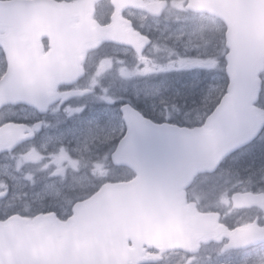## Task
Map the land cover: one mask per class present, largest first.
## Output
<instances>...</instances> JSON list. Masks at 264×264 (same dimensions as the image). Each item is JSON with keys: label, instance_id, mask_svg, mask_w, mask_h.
I'll use <instances>...</instances> for the list:
<instances>
[{"label": "water", "instance_id": "1", "mask_svg": "<svg viewBox=\"0 0 264 264\" xmlns=\"http://www.w3.org/2000/svg\"><path fill=\"white\" fill-rule=\"evenodd\" d=\"M97 1L0 2V30L6 31L0 47L8 64L0 80V106L49 105L57 99L58 86L82 76L90 46L104 40L137 51L145 48V37L120 35L114 26L98 25L93 19ZM191 5L217 15L228 26L230 84L208 118L213 129L157 125L124 108L128 132L114 160L132 166L137 177L105 185L77 207L68 223L50 216L34 223L19 217L0 223V264H140L146 245L189 250L202 238L216 237L211 233L215 229L211 215L186 207L182 191L197 172L215 171L264 129V112L254 105L262 91L258 74L264 70V0H191ZM44 37L51 47L46 54H42ZM0 135V152L23 140L11 126ZM233 203L238 209L264 208V193L238 192ZM229 237V247L246 248L264 242V229L238 228Z\"/></svg>", "mask_w": 264, "mask_h": 264}, {"label": "flooded vegetation", "instance_id": "2", "mask_svg": "<svg viewBox=\"0 0 264 264\" xmlns=\"http://www.w3.org/2000/svg\"><path fill=\"white\" fill-rule=\"evenodd\" d=\"M17 1L32 0H0ZM128 2L99 0L94 19L101 26H114L120 35L133 30L148 37L150 42L142 53L118 43L104 42L86 54L84 75L75 84L60 86L58 99L44 109L21 104L0 106V130L11 126L16 133L28 137L13 149L0 152V222L18 216L34 221L45 215L67 222L77 206L96 195L105 184L131 181L133 169L117 165L113 158L120 142L117 135L105 139L101 135V132L127 131L124 107L134 108L156 124L205 126L202 124L207 118L203 114L199 117L190 111L181 114L179 108L173 111L169 101H176L177 105L181 99L197 97L186 93L183 90L186 84L179 82L182 68L195 64L190 58L182 61L181 55L202 54L199 63L202 67L217 66L220 61L226 65L227 25L215 15L194 10L191 0ZM4 33L0 31V36ZM216 40L220 45L214 54ZM42 46L44 53L49 51L50 40L43 38ZM189 48L191 51H186ZM151 49L160 52L158 59H162L150 60ZM106 55L114 59L107 67L114 76L98 75L101 58ZM4 60L0 48L2 66ZM217 175L199 172L183 192L185 206L200 214H213L216 228L224 233L216 240L203 238L194 247L189 246V250L146 245L141 264H198L199 260L222 259L228 253L264 246L261 243L246 249H230L228 237L229 232L240 227L264 228V209H237L232 203L233 194L238 191L257 193L264 189L260 185L221 194L219 189L210 187ZM244 213L252 214L254 219L237 223L239 214Z\"/></svg>", "mask_w": 264, "mask_h": 264}, {"label": "rangeland", "instance_id": "3", "mask_svg": "<svg viewBox=\"0 0 264 264\" xmlns=\"http://www.w3.org/2000/svg\"><path fill=\"white\" fill-rule=\"evenodd\" d=\"M219 45L220 42L216 40L213 46L214 54ZM187 50L191 51L190 48L186 49V51ZM201 55L202 54H198V56L191 55V57L181 55L180 59H182V61L191 59L195 62V64L189 63L191 64L188 68L192 73L191 81L194 86L197 87L196 92L202 94L201 102L203 106L205 105V109L210 110L220 102V98L226 93L229 81L223 70L217 68L216 64H213L211 67L206 66L205 68H209V71L205 74L204 78L201 79L200 75L203 74L202 66H204L199 64L200 60L203 59ZM113 60L109 56L101 60V68L99 70L100 76L111 75L109 74V69L104 67L110 66L114 62ZM3 71V66L0 61V75ZM259 106L264 107V100L259 102ZM120 134L121 132L117 134H105L101 132L102 138L104 139L110 138L112 135L119 136ZM219 179L223 180L221 181V185H219ZM260 185L262 186L261 189H264V137L230 156L225 161L223 167L220 168L218 175L210 184V187L219 189L221 194H229L231 190H250ZM253 219L254 217L252 214L244 213L239 214L236 222L242 224ZM198 264H264V246L242 251L240 253H228L222 259L205 260L204 262L199 260Z\"/></svg>", "mask_w": 264, "mask_h": 264}, {"label": "trees", "instance_id": "4", "mask_svg": "<svg viewBox=\"0 0 264 264\" xmlns=\"http://www.w3.org/2000/svg\"><path fill=\"white\" fill-rule=\"evenodd\" d=\"M261 76L263 77V78H262V79H263V89H262V92H261V95H260V100L263 101V100H264V72L261 73ZM263 108H264V107H263ZM263 137H264V132H263L261 138H263ZM261 138H260V139H261Z\"/></svg>", "mask_w": 264, "mask_h": 264}]
</instances>
